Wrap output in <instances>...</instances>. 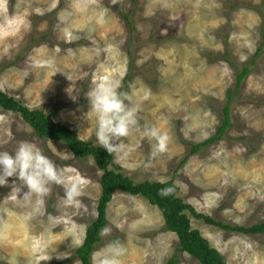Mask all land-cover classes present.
Wrapping results in <instances>:
<instances>
[{"label":"rangeland","instance_id":"obj_1","mask_svg":"<svg viewBox=\"0 0 264 264\" xmlns=\"http://www.w3.org/2000/svg\"><path fill=\"white\" fill-rule=\"evenodd\" d=\"M0 27L1 90L99 145L87 93L110 75L138 108L140 129L122 141L129 155L114 157L126 175L172 179L197 212L224 223L264 220V0H7ZM254 56L251 72L232 92L231 125L191 154L192 144L216 133L228 88ZM145 126L168 133L166 153L150 157L155 141L143 135ZM20 143L34 145L86 187L68 204L64 189L53 186L37 211L36 197L25 201L27 187L15 177L0 185V264H81L76 250L98 215L103 170L0 107V151L12 153ZM188 214L227 264H264V233L226 230ZM107 220L111 235L95 244L92 264L117 240L127 249L123 264H168L174 254L176 264H200L179 251L162 211L141 195L116 190Z\"/></svg>","mask_w":264,"mask_h":264},{"label":"trees","instance_id":"obj_2","mask_svg":"<svg viewBox=\"0 0 264 264\" xmlns=\"http://www.w3.org/2000/svg\"><path fill=\"white\" fill-rule=\"evenodd\" d=\"M127 18L128 15H125ZM256 56L251 61L244 63L237 72L235 88H228V103L223 108V118L216 133L198 143L192 144L191 154L197 153L202 146H208L220 139L231 125V96L234 90L241 87L244 78L251 72V63H254ZM130 78L129 72L124 80ZM123 87L120 88L122 91ZM0 107L6 110L20 113L30 126L40 137L61 140L67 144L69 149L77 157H92L98 168L103 170L101 175V196L98 203V215L87 227L83 243L76 250L75 257L79 258L81 264H92L91 255L95 249V244L101 240L100 230L107 224V206L112 200L116 190L125 191L131 195H141L152 205L157 206L163 214L165 227L178 236L179 251L186 252L195 257L200 264H227L219 250L213 247L209 240L205 238L201 231L192 226L190 212L194 217L203 219L206 223L215 225L226 230H234L245 234L264 233V220L249 226L231 225L216 220L210 215L197 212L195 207L186 202L179 194L178 187L174 180H166L160 183L159 180L144 179L136 181L126 175L121 167L114 162V156L109 155L100 145L80 138L79 134L63 121H56L52 114H48L44 109L30 108L21 103L13 95L0 89ZM175 187V193L168 197H161L158 193L161 188ZM177 255L170 258L168 264H176Z\"/></svg>","mask_w":264,"mask_h":264},{"label":"clouds","instance_id":"obj_3","mask_svg":"<svg viewBox=\"0 0 264 264\" xmlns=\"http://www.w3.org/2000/svg\"><path fill=\"white\" fill-rule=\"evenodd\" d=\"M95 2V0H93ZM118 3L119 0H112ZM7 0H0V8L6 6ZM5 35V29L0 27V38ZM121 82L108 75L95 83V86L87 93L89 105L96 118L95 136L97 143L103 147L109 155L117 160L129 155L128 146L122 141L140 129L137 119V106L129 93L120 91ZM143 135L149 141H155L150 153L155 158L168 151L170 136L156 126H145ZM15 177L22 186L27 187L23 199L30 202L35 196L37 211L44 204V198L52 193L53 186L64 189V199L68 204L74 203L83 195L86 187L83 178L68 179L63 168L46 156L41 150L28 143H20L14 152L0 151V185H7L9 178ZM160 183H166L161 180ZM12 190L21 191L15 181ZM175 193V187L169 186L159 190L163 197ZM4 221L0 220V224ZM112 229L105 226L100 230L102 237L111 235ZM127 249L120 241L109 242L99 256L93 257V264H123L122 257Z\"/></svg>","mask_w":264,"mask_h":264}]
</instances>
